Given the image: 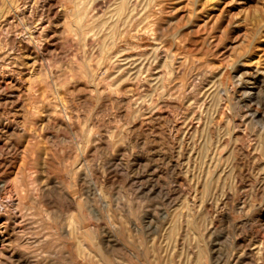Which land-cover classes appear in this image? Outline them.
Wrapping results in <instances>:
<instances>
[{"label":"rangeland","instance_id":"374dc122","mask_svg":"<svg viewBox=\"0 0 264 264\" xmlns=\"http://www.w3.org/2000/svg\"><path fill=\"white\" fill-rule=\"evenodd\" d=\"M59 1L58 44L22 68L31 89L0 91V187L33 177L72 199L55 224L39 206L12 224L10 249L43 235L63 253L49 264H264V0H78L81 20Z\"/></svg>","mask_w":264,"mask_h":264},{"label":"bare ground","instance_id":"6f19581e","mask_svg":"<svg viewBox=\"0 0 264 264\" xmlns=\"http://www.w3.org/2000/svg\"><path fill=\"white\" fill-rule=\"evenodd\" d=\"M19 1L20 0H0V91H4V93H10L12 96L17 97L18 100H20V102H21L22 91L24 89L23 87L25 85H28L26 87L28 89L29 88L31 89V87H30L31 84L28 83V80L26 78L24 79L21 76V74H23L22 68H23V66H26L25 64L28 62H31L32 65H35L37 63V61H39V59L42 57V55H43L42 52H44L43 50L45 48L48 49L50 47H54V48L56 47V45L58 44L57 43L58 34H57V31L52 27L53 22L50 20V18H51L50 15L53 14L52 18H57V17L62 16V15L65 16L66 9L63 7L62 4H60L59 0H43V1L42 0H26L23 2L24 4L22 6H20V4H18ZM130 2H131V0H122L123 8L125 6L129 7ZM74 3H75V7L72 10V13H73L74 17L76 18V20H81V19L87 17V15H88L87 14L88 13L87 12V6L86 7L83 6L82 3H79L78 0H75ZM13 12H15V14H13ZM113 12H115V11H113ZM64 16H62V18ZM114 22H115V20H114ZM25 61H27V62L24 63ZM28 66H30V65H28ZM23 69H25V68H23ZM9 95L7 97H9ZM18 100H16V102H18ZM31 100H33L32 102H34L33 96H31ZM33 105L34 104H32V107H34ZM8 121H9V119H8ZM10 122L13 123V121H10ZM172 122H174V121H172ZM14 123H15V121H14ZM56 124H58V123H56ZM13 125L14 124H12V126ZM16 125L18 126L17 123H16ZM18 127L20 128V126H18ZM1 128H2V130H0L1 131L0 133L5 132L7 135L8 134L7 132L10 130L11 126H10V124L8 125L6 123ZM23 129H24V127H23ZM14 131H16V130H14ZM5 169H6V172L11 171L10 170L11 167L9 165H6ZM31 174H33V173H31ZM8 176H9V174H8ZM11 182H13V181H11ZM80 185H82V184H80ZM0 190L3 191L2 197L6 200L5 201L6 203L1 202V204H0V214L3 215V216L0 215V259L7 261L9 259L11 260L13 258H16L15 260L18 259L21 264H49V263H52L53 261H55L56 259H58L59 257L63 256V253H61L59 249H56V245L51 241L47 242V237L45 238L43 235H42V239L40 236H36L34 238V237H26L24 235H21L20 236V237H22L21 242H23L25 244V245H23L24 249L15 250L16 249L15 248V249L11 250L10 249V243H11L12 237H11V234L9 233V228L12 224H14V227H15V228H13V230L14 229L19 230V229H22L23 227L27 226V224H29V219H31V217L29 216V213H31L30 210L36 206L42 207L43 210L45 211L44 216L47 219V221L49 220L50 223L55 224L57 222L56 221V214H57L56 209L58 208V205H59L58 199L62 194H65L70 199H72L69 192L65 188L58 187L57 184L54 185V187H50V186H48V184H45L44 182L40 183V182H38V179H34L33 177H31L29 180H26L23 182L21 181V182L8 183L7 187H5V188L0 187ZM98 193L100 194V192H98ZM108 211H109V209H108ZM109 214H111V213H109ZM173 219H175V218H173ZM177 220L179 221L178 223H180V225H181V223H183V221H184V218L181 217ZM111 221H113V220H111ZM114 221H115V219H114ZM129 223L131 224V226L133 225L134 230H136V231H139L140 229H142L141 227L136 225V222L132 218H130ZM143 223L148 228H150V227L152 228L154 226V224L151 220H145ZM114 224H115V222H114ZM114 224H112V225H114ZM70 226H72V227L71 228L70 227L65 228L63 230V234L65 237H72L73 234L79 233L82 229V226L80 225V223L77 220L76 221L72 220ZM51 228H52V226H51ZM115 228H117V227H115ZM96 229H97V232L95 233V236L92 238V240L98 249H100V248L108 249L110 244L115 245L116 241L114 240L113 236H111V234H109L110 236H106L103 234V233H105L104 230H100L98 228H96ZM180 229L181 228L179 227V228H177L176 231H175V229H174V231L171 230L172 233L173 232L176 233V237L174 235L175 247H178L180 244L184 245V242L181 239L182 232ZM10 231H12V230H10ZM50 232H53V230ZM50 236H52V234H50ZM13 238H14V236H13ZM158 238H159V235H158ZM83 240L84 239L78 240V245L80 248L79 250L81 253L83 252V254L85 256L88 255V257H90V253L88 252L87 246L85 245V242ZM261 240H263V239H261ZM34 242H37V245L42 243V247H43V245L46 244V246H47L46 250H44L42 248V255H40L38 253L35 254V253L30 252L28 250V245H31ZM126 244H125V247L130 252V254L131 255H137L135 253V250ZM154 245H155V243H154ZM37 247H39V246H37ZM260 249L262 252L263 248H260ZM210 251L212 253L215 252V250L213 248L212 249L210 248ZM65 257L70 258L69 255H66Z\"/></svg>","mask_w":264,"mask_h":264}]
</instances>
